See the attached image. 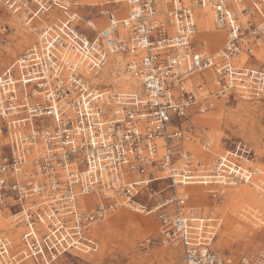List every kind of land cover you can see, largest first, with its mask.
Segmentation results:
<instances>
[{
	"label": "built area",
	"instance_id": "1",
	"mask_svg": "<svg viewBox=\"0 0 264 264\" xmlns=\"http://www.w3.org/2000/svg\"><path fill=\"white\" fill-rule=\"evenodd\" d=\"M0 4L35 32L0 70V212L21 228L18 259L0 231V264H53L64 253L96 252L98 222L121 206L157 211L159 242L178 249L181 264H264V252L234 258L212 249L186 191L151 208L142 199L162 180L163 189H176L251 179V153L239 143L208 168L183 155L178 145L194 137V127L179 122L211 105V96L264 99V60L257 58L264 54V0H120L94 4L96 14L76 0ZM201 7L224 31L221 49L194 36ZM0 32L4 46L14 29ZM113 55L126 59L141 94L110 97L111 83L94 82Z\"/></svg>",
	"mask_w": 264,
	"mask_h": 264
},
{
	"label": "rangeland",
	"instance_id": "2",
	"mask_svg": "<svg viewBox=\"0 0 264 264\" xmlns=\"http://www.w3.org/2000/svg\"><path fill=\"white\" fill-rule=\"evenodd\" d=\"M76 1L82 5L90 4L86 9L96 14L99 6L94 4L117 0ZM96 22L105 24V19L98 18ZM2 26L14 29V32L8 35L9 40L4 46L1 44L0 32V70L35 39L34 32L23 26L17 15L0 4V28ZM205 36L203 29H199L195 38L199 41ZM220 42L221 39H218L216 43ZM116 71L117 69L114 73ZM209 103L211 105L203 111L196 108L189 110L187 118L179 122L183 128L190 124L194 127V137L183 142L181 146L178 145L182 148L181 152L190 149L195 160L203 156L211 162L224 149L234 148L239 143L251 153L250 166L260 171L253 174L251 181L244 182L243 191H238L242 182L224 188L215 184H192L188 186L189 191L197 189L199 194L195 198L189 195V203L203 209L205 235L209 237L212 249L234 258L244 255L255 258L264 252V225L253 216H259L264 222V99L233 93L227 97L211 96ZM208 140L212 143L209 145L211 146L209 153H206L202 151L201 145ZM205 166H208V162ZM166 183L167 180L155 183L153 185L155 193L152 197L143 196L147 208L164 202L175 190L178 193L185 191L178 188L179 185L176 189L173 187L163 189ZM258 192L261 198L256 196ZM212 193H215V196ZM171 207V204L164 206L166 209ZM158 227L157 211L139 212L118 208L108 213L106 219L98 224L96 237L99 249L96 252L86 254L72 251L58 257L54 264H181L178 250L159 242ZM20 230L21 228L19 232ZM0 231L5 232L1 226ZM144 240L147 242L149 240L145 249L140 245ZM22 264L29 262L24 261Z\"/></svg>",
	"mask_w": 264,
	"mask_h": 264
},
{
	"label": "bare ground",
	"instance_id": "3",
	"mask_svg": "<svg viewBox=\"0 0 264 264\" xmlns=\"http://www.w3.org/2000/svg\"><path fill=\"white\" fill-rule=\"evenodd\" d=\"M64 2H68L69 0H62ZM83 0H81L80 2H82ZM100 1V0H98ZM10 11V10H9ZM11 13L16 14V12H12L10 11ZM199 13H200V16H199ZM56 14V13H55ZM51 13L50 16L51 17H55L56 15ZM18 17V16H17ZM19 19V18H18ZM195 19H196V24H197V28L195 30V35L199 32V29H203V31L205 32L206 36L199 40V42L203 41L206 43V45L208 46V48L210 50H218V49H221L223 44H224V39H225V35H224V31L222 29H218L215 27L214 23H213V16H212V12H211V9L209 7H201V8H197L195 9ZM22 23V22H21ZM23 26L31 29L32 31V28L27 26V25H24V23H22ZM198 25H199V29H198ZM34 32V31H32ZM212 33V35H211ZM35 34V32H34ZM222 39V42H221V45L219 47H216V48H212V45L213 44H216V42L218 41V39ZM33 42V41H32ZM30 44V43H29ZM263 55V52L260 51L257 53V56L258 55ZM18 57V56H17ZM16 57V58H17ZM116 57V58H115ZM15 58V59H16ZM245 56H243V58L241 59L242 61L245 60ZM258 58V57H257ZM126 61L125 58H123L122 56L120 55H116V56H108V61L107 63L105 64L104 67H107L108 65H115L118 67V70L115 72L116 76H113V82H110L113 86H108L107 87V91L106 93L110 96V97H113V95L118 92V95L121 96L123 94H129V93H137V94H141V87L140 85L138 84V82H136L127 72H126V69L123 70L124 67H126V63L124 64V61ZM119 61V62H118ZM104 67L103 69L101 70L102 72H100V74H97V78L94 79V82H98V83H104L106 82V80H104ZM82 68H84L82 66ZM86 70H88L87 68H85ZM93 72L92 71H87L85 72V75L86 76H90V75H93L92 74ZM102 75V76H101ZM110 75V74H109ZM204 75L208 78V80L212 81V76L210 74V72L208 71H205L204 72ZM109 77H112V75H110ZM118 81V82H117ZM109 83V84H110ZM209 83V82H208ZM115 86H118V87H115ZM133 86V88H132ZM209 87H212V84L210 82L209 84ZM112 91V92H110ZM110 100V98H109ZM190 141V140H189ZM212 141L211 140H208V141H205L202 145V148L203 149H208V146L210 145ZM224 152H226V150H224ZM224 152H222L221 154H223ZM183 155L186 154V151L184 152H181ZM220 154V155H221ZM219 155H217L210 163H208V166L205 168H208V167H211L212 164H213V161L218 157ZM195 161V160H194ZM197 161V160H196ZM201 163L203 165H205L202 161ZM245 163H248V164H251L252 161L251 160H247L245 161ZM260 170L258 168L255 169L254 173L255 172H259ZM253 177V175H252ZM252 177L251 179L247 180L246 182H249L252 180ZM207 184H215V185H218L216 183H207ZM238 182H235L234 185H237ZM180 185H187L186 182H184V184H180ZM202 185H206V184H202ZM227 185H219L218 187H226ZM243 186H244V183H242L241 186H239L238 188V191H243ZM257 187V186H256ZM178 188H181L183 189L184 186H179ZM253 191V190H252ZM223 192V191H222ZM190 194L193 198L197 197L198 194H199V191L197 189H193L192 191H190ZM145 194L142 195V197L144 196ZM189 195V194H188ZM235 195V194H234ZM256 195V194H255ZM263 195V194H262ZM254 196V195H253ZM258 198H261V194L258 192L257 195ZM88 199V196L81 199V202L85 203ZM121 207H124V206H121ZM120 207V208H121ZM126 208V207H124ZM127 209V208H126ZM117 210V209H116ZM194 210L196 213L200 215H202L204 217V213H203V210L198 208V207H195L194 206ZM256 219H258L259 221H261V223L264 225V222L259 218V216H256V215H253ZM107 217V216H106ZM106 219V218H105ZM103 221V220H102ZM102 221L98 222V224H100ZM198 221V220H197ZM197 221L194 222V224L197 225ZM97 224V226H98ZM199 225V224H198ZM0 226L1 228L6 232H4L9 240L11 241V246H12V249H13V255L15 256L16 259H18V257L15 255V254H18L20 255V252H21V247H20V244H19V226L13 221L9 220L8 218L4 217L3 213L0 212ZM96 226V228H97ZM96 232V231H95ZM206 232H212V231H207ZM24 261H29L28 259H24L22 260L21 259V262L19 260V264L23 263ZM30 262V261H29ZM31 263V262H30Z\"/></svg>",
	"mask_w": 264,
	"mask_h": 264
},
{
	"label": "crops",
	"instance_id": "4",
	"mask_svg": "<svg viewBox=\"0 0 264 264\" xmlns=\"http://www.w3.org/2000/svg\"><path fill=\"white\" fill-rule=\"evenodd\" d=\"M119 1H120V0H117V1H115V2H119ZM220 39H221V38H220ZM221 42H222V39H221ZM221 42H220V44H217V43H216V44H213V45H212V48L219 47V46L221 45ZM257 57H258V59H259L260 61L264 60V56H263V55H260V54H259ZM122 60H123V59H122ZM123 61H124V60H123ZM118 62H119V61H118ZM124 64H125V61H124ZM111 66H112V68H111ZM111 69H113V70H112V73L110 74L109 72H110ZM116 69L118 70V67L115 66V65H111V64L108 65L107 67H104V70H103V71H104V72H103V73H104V76H103V77H104V80H106V83L113 82V80H114V79H113V76H114V74H115V73H114V70H116ZM109 74H110V75H113V76H112V77H109V76H110ZM115 76H116V74H115ZM132 88H133V86H132ZM211 143H212V142H211ZM211 143H210V144H211ZM202 145H203V144H202ZM202 145H201V149H202V151H204V152H206V153H209V151H210V147H211V146H208V149H203V148H202ZM224 150H227V149H224ZM224 150H223V152H224ZM184 151H189V152H190V149H187V150H184ZM210 153L212 154L213 152L211 151ZM220 154H221V153H219L218 155H220ZM216 156H217V155H216ZM193 159H194V158H193ZM194 160H195V159H194ZM196 160H200V161H202L203 163H207V162L209 163V162H210L209 159H207V158H205V157H203V156H202V158H200V159H196ZM196 160H195V161H196ZM191 185H192V184H191ZM193 185H194V184H193ZM200 185H202V184H200ZM179 186H184V188H183L182 190H185L189 195H191V194H190V191H189V189H188V186H190V185H179ZM186 188H187V189H186ZM182 192H184V191H182ZM182 192H180V193H182ZM144 196H146V195H144ZM142 199H143V197H142ZM191 205H192V206H195V207H198V206L193 205V204H191ZM122 208H124V207H122ZM198 208H200V207H198ZM119 209H120V208H119ZM125 209H126V208H125ZM200 209H202V208H200ZM126 210H127V209H126ZM202 210H203V209H202ZM96 229H97V228H96ZM98 249H99V248H98ZM176 250H178V249H176ZM64 254H65V253H64ZM86 254H87V253H86ZM88 254H91V253H88ZM62 255H63V254H62ZM62 255H61V256H62ZM55 261H56V260H55ZM55 261H54V262H55ZM27 262H29V261H27ZM54 262H53V264H54ZM21 264H22V263H21ZM29 264H31V263L29 262Z\"/></svg>",
	"mask_w": 264,
	"mask_h": 264
}]
</instances>
